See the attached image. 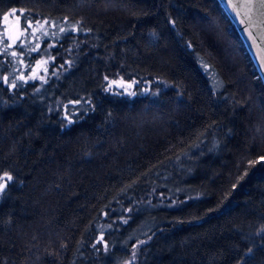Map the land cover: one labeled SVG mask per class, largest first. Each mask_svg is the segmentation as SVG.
I'll return each instance as SVG.
<instances>
[{"label": "trees", "instance_id": "trees-1", "mask_svg": "<svg viewBox=\"0 0 264 264\" xmlns=\"http://www.w3.org/2000/svg\"><path fill=\"white\" fill-rule=\"evenodd\" d=\"M10 13L74 28L0 54V264H264V84L217 0Z\"/></svg>", "mask_w": 264, "mask_h": 264}, {"label": "water", "instance_id": "water-1", "mask_svg": "<svg viewBox=\"0 0 264 264\" xmlns=\"http://www.w3.org/2000/svg\"><path fill=\"white\" fill-rule=\"evenodd\" d=\"M234 25L264 84V3L261 0H217ZM13 25L11 40L18 38Z\"/></svg>", "mask_w": 264, "mask_h": 264}, {"label": "rangeland", "instance_id": "rangeland-1", "mask_svg": "<svg viewBox=\"0 0 264 264\" xmlns=\"http://www.w3.org/2000/svg\"><path fill=\"white\" fill-rule=\"evenodd\" d=\"M7 19L2 20L0 23V54L1 53H8L10 56L15 57L22 53L23 50H26L27 48L34 47L35 52L38 53L39 49L42 47V41L46 38H55L60 36L62 33L66 32L67 30L74 28L72 24L65 23H55L50 22L45 26H38L35 28V26L31 25V23H27L26 25H21V27H18V38L16 41L11 40V34H12V27L15 24H18L16 22L19 20V16L15 13H10L7 16ZM14 55V56H13ZM17 57L15 68L16 70L14 72L15 78L19 80V78H23V70L25 68V65H20L19 58ZM42 59L41 61H43ZM18 62V63H17ZM24 63V62H23ZM22 63V64H23ZM43 65L41 64L34 72V76H40L43 72ZM39 73H37V71ZM25 77V76H24ZM25 79V78H24ZM7 181H9L7 175H3L0 178V184L6 185ZM5 187V186H4ZM3 187V189H4ZM2 191H0L1 194Z\"/></svg>", "mask_w": 264, "mask_h": 264}, {"label": "snow or ice", "instance_id": "snow-or-ice-1", "mask_svg": "<svg viewBox=\"0 0 264 264\" xmlns=\"http://www.w3.org/2000/svg\"><path fill=\"white\" fill-rule=\"evenodd\" d=\"M261 2L262 3H264V0H261ZM5 19H7V17H5ZM13 86H15V85H13ZM261 159H264V157H262ZM8 179L10 180L11 179V177L9 176L8 177ZM5 185H3V184H0V191H2L3 190V187H4Z\"/></svg>", "mask_w": 264, "mask_h": 264}]
</instances>
